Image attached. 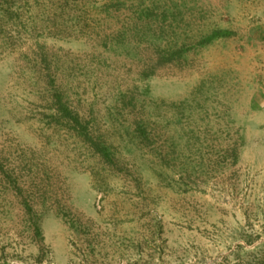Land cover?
Masks as SVG:
<instances>
[{
    "label": "rangeland",
    "instance_id": "374dc122",
    "mask_svg": "<svg viewBox=\"0 0 264 264\" xmlns=\"http://www.w3.org/2000/svg\"><path fill=\"white\" fill-rule=\"evenodd\" d=\"M0 264H264V0H0Z\"/></svg>",
    "mask_w": 264,
    "mask_h": 264
}]
</instances>
